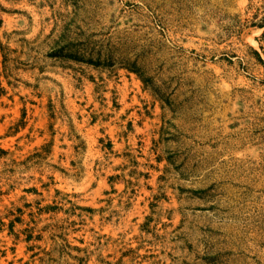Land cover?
Returning a JSON list of instances; mask_svg holds the SVG:
<instances>
[{"label":"rangeland","instance_id":"rangeland-1","mask_svg":"<svg viewBox=\"0 0 264 264\" xmlns=\"http://www.w3.org/2000/svg\"><path fill=\"white\" fill-rule=\"evenodd\" d=\"M0 264H264V0H0Z\"/></svg>","mask_w":264,"mask_h":264}]
</instances>
